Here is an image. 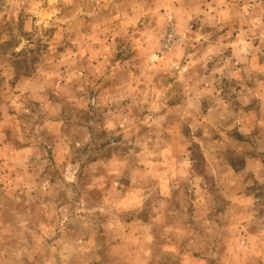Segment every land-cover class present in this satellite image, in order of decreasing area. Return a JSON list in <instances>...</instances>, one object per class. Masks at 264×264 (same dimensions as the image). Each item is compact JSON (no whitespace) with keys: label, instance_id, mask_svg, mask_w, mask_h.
<instances>
[{"label":"rangeland","instance_id":"374dc122","mask_svg":"<svg viewBox=\"0 0 264 264\" xmlns=\"http://www.w3.org/2000/svg\"><path fill=\"white\" fill-rule=\"evenodd\" d=\"M0 264H264V0H0Z\"/></svg>","mask_w":264,"mask_h":264}]
</instances>
